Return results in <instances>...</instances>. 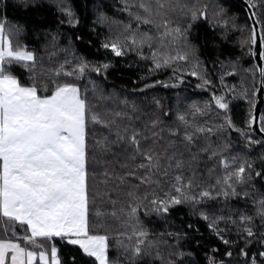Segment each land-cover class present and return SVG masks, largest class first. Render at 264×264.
I'll return each instance as SVG.
<instances>
[{
	"label": "snow or ice",
	"instance_id": "1",
	"mask_svg": "<svg viewBox=\"0 0 264 264\" xmlns=\"http://www.w3.org/2000/svg\"><path fill=\"white\" fill-rule=\"evenodd\" d=\"M91 7L87 22L77 0H0V264H264V64L244 66L264 60V0L243 21L231 0ZM129 54L146 62L139 88L107 91ZM186 80L205 95L145 94Z\"/></svg>",
	"mask_w": 264,
	"mask_h": 264
},
{
	"label": "trees",
	"instance_id": "2",
	"mask_svg": "<svg viewBox=\"0 0 264 264\" xmlns=\"http://www.w3.org/2000/svg\"><path fill=\"white\" fill-rule=\"evenodd\" d=\"M88 2H89V7L87 9H84L83 8L84 0H77V3L80 5L79 10L81 11V14L82 15L86 14L87 22H91V20L93 18L91 5L94 2V0H88ZM95 2L102 3L105 6V11H107L110 15L115 14V9L113 8V0H95ZM258 2H259V0H258ZM231 3L234 5L233 11L238 12L241 16V20L243 21L245 11L240 6H238L233 0H231ZM7 11L9 14V19L18 18V17H22V16H32L33 18H35L34 13L25 12L23 9H20L17 12L16 9L9 8ZM48 16H49V19H54V17L52 16L51 13H48ZM53 27H55L54 24H53ZM237 35L238 34H231L230 33V39L229 40H220V50L224 53L225 56H228V55L235 56V55L239 54V52H240L239 45L236 43H233V41L236 40ZM216 38L219 39L218 34H217ZM34 39H35L34 37H29V42L31 43ZM192 39L201 45H204L206 40L209 41L208 45L206 47L202 48L203 55H205V56L211 55L212 52L214 51V49L212 48L211 43H210V41L213 39V33H212V30L210 28H208L206 25L205 26H198V30L193 31ZM64 42L66 43V41H64ZM77 48H78L79 53H83L85 55H88V57L90 59H102L103 58V49H100L99 51H97L96 48L85 49V47L83 45H79V44L77 45ZM130 60H134V56L132 54H129L127 57L117 58L115 63H114V66L109 69L108 79L106 81H104V80L101 81L102 87H104L107 91H112L114 88L118 89V90L119 89H126L124 94L132 92L133 89H138L140 86L139 83L133 84L131 81L135 80L136 77L142 71L147 70L146 69V62H140L138 64L133 63L131 66H129L128 61H130ZM245 61H246L245 65H244L245 67L247 66V64H250V63L254 64L252 58L249 59V58L245 57ZM170 72H171V69H167V70L163 71L162 73L156 74L155 78H157V79L166 78V76ZM242 75H243V73L241 72V75H234L230 78H227L228 83L232 84V83H236V82L240 81ZM189 79L191 80L192 84L196 83L194 78H189ZM246 79L249 82V86H251V76L248 75L246 77ZM145 82H147V81H145ZM185 87H187V91L189 93H194V95L191 96V99H198L202 95H205L203 90L195 89L194 87H192L188 83V80L185 81V85H181L179 88L172 89L171 91L166 90L164 88V86L161 85V86L156 87V89L154 91L148 92L146 90L145 94H147L149 96L157 95L159 97H162L164 99L165 103H167L169 97H171L173 100L175 99L177 92H180L182 94H186L184 91ZM141 95H143V94H141ZM129 98L131 99L133 97L130 96ZM247 107H248V105H247V102H245V101H240L238 103V108L247 109ZM261 113H264V98H263V105H262L260 114ZM257 151H259V150H257ZM221 250H223V248H221ZM196 251L202 259L203 258V251H201L200 249H196Z\"/></svg>",
	"mask_w": 264,
	"mask_h": 264
},
{
	"label": "water",
	"instance_id": "3",
	"mask_svg": "<svg viewBox=\"0 0 264 264\" xmlns=\"http://www.w3.org/2000/svg\"><path fill=\"white\" fill-rule=\"evenodd\" d=\"M238 6H240L245 13L247 12V8L245 7L246 1L245 0H233ZM249 23H251L249 21ZM254 64L260 65V64H264V61L258 58H252ZM263 98H264V91H257L256 94V101H255V109H256V114L257 117H259L260 112H261V108L263 105Z\"/></svg>",
	"mask_w": 264,
	"mask_h": 264
}]
</instances>
